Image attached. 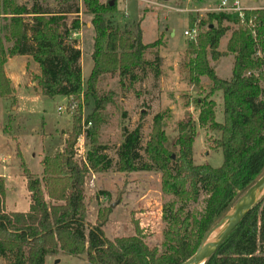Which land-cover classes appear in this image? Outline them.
I'll return each mask as SVG.
<instances>
[{
    "label": "trees",
    "instance_id": "obj_1",
    "mask_svg": "<svg viewBox=\"0 0 264 264\" xmlns=\"http://www.w3.org/2000/svg\"><path fill=\"white\" fill-rule=\"evenodd\" d=\"M56 1L66 5L78 0ZM79 1L90 16L93 30L92 68L84 85L81 52L68 41L71 33L79 30V22H73L67 30L61 24L62 13L78 14V8L70 6L65 12L53 13L36 3L31 7L12 0L0 3V14L6 21L0 38V99L14 101V89L4 67L8 58L24 56L39 69L36 85L41 95L77 101L83 96L86 104L90 98L94 104L86 122L91 124L93 133L87 131L85 137L90 139L85 162L74 159V145L81 134L77 115L73 116L72 131L64 148L41 160L39 177L28 169L17 151L29 194L26 212L6 211V186L0 177V259L6 264H45L46 257L65 254L84 255L87 264H182L264 173V9L245 10L243 24L233 12H209L194 21L198 34L189 44L181 68L195 88L200 87L203 77L210 87L207 96L196 101L200 106L197 124L187 121L178 126L173 150L167 147L164 131L167 111L153 116L145 142L141 126L124 130L115 152L116 171H157L162 194L172 198L162 205V242L150 247L138 220L132 221L134 235L112 241L103 232L108 211L98 212L95 224H88L84 183L88 172L106 171L112 166V159L104 153L106 147L96 138L99 116L112 99L110 93L99 95L98 85L106 78H117L123 89L126 81L139 82L146 73L158 79L161 71L157 49L162 37L144 44L141 18L133 31L113 28L115 0L112 5L111 0ZM228 32L225 50L219 51L220 40ZM4 42L11 43L10 47L6 48ZM147 52L154 55L152 60L144 57ZM229 55L233 58L231 75L222 79L210 62L217 63ZM216 92L222 95V123L215 120L211 95ZM197 127L218 133L214 146L222 152L220 167L194 163ZM201 197L203 209L191 210ZM203 264H264V199Z\"/></svg>",
    "mask_w": 264,
    "mask_h": 264
},
{
    "label": "rangeland",
    "instance_id": "obj_2",
    "mask_svg": "<svg viewBox=\"0 0 264 264\" xmlns=\"http://www.w3.org/2000/svg\"><path fill=\"white\" fill-rule=\"evenodd\" d=\"M12 1L26 7H31L36 3L53 13L65 12L70 6L78 8V14L62 13L61 24L64 25L62 29L67 30L73 22H79V30L71 33L68 41L81 52L80 66L84 85L92 68L90 53L93 30L90 25L87 27L90 16L85 13L81 1L66 5L59 4L56 0ZM126 1L115 0L116 12L111 17L112 27H117L120 31H133L135 24L141 18L143 21L140 27L144 44L151 43L161 36L162 43L157 49L161 74L155 80L150 73H146L141 75L142 80L139 82L126 81L123 89H120L117 78H106L98 85V94L109 95L108 93H110L112 99L99 116L100 127L96 132L98 143L106 147L104 153L112 159V166L106 171L87 173L84 183V204L87 210L86 221L90 225L95 224L98 212L108 211L107 222L103 227V232L108 240L134 235L135 229L132 221L138 220L140 227L145 232L144 241L152 247L159 246L162 242V232L165 229V224L161 219L162 205L172 198L162 194L160 173L157 171L117 172L115 167L116 148L122 141L124 130H132L136 126H141V134L143 142H145L150 134L152 118L157 113L167 111L164 131L168 139L169 150H173L172 144L178 136L180 124L187 121L197 124L200 106L196 101H201L207 96L210 86L208 80L203 77L200 79V87L195 88L189 83L186 73L181 68V64L185 60V52L189 44L194 42L184 36L183 31H190L195 27L194 21H198L199 18L211 12V9L219 5L220 0H193L192 2L168 0L166 8L146 4L138 14H132L131 8L134 5L127 4ZM129 1L133 2V0ZM239 1L242 7L264 9V0ZM162 3V0H158V4ZM194 5L198 9L202 8L201 11L195 13V16L183 12ZM25 19L28 22V18ZM167 20L169 30L166 24ZM5 23L6 21L0 14V38L5 33L2 30ZM224 24L233 28L231 24ZM170 31L173 32L172 37H169ZM227 38H229V32L221 38L219 51L225 50ZM4 45L7 48L11 43L4 42ZM144 57L152 60L154 55L147 52ZM10 58H13L10 66L24 70V75L20 77L21 90L20 92L18 90L19 94L16 95L18 106L16 101L0 99V149L9 155V158L4 159V164L9 167L6 176L12 177L10 180L23 177L19 168V159L16 156L18 151L22 152L28 169L39 177L42 170L40 158L42 160L45 156H52L64 148V142L72 131L74 115L80 117V133L82 134L84 123L87 122V117L91 114L94 104L91 98L86 104L83 96L77 101L60 96L41 95L36 85V77L39 75L37 65L29 57L13 56ZM232 61L233 58L229 55L221 58L217 63L210 62V64L215 66L218 77L229 79ZM24 90L27 93H24ZM33 93L34 95H32ZM211 99L215 102V120L222 123V95L220 92H216L211 95ZM88 129L84 130L85 137L87 131L90 135L93 133L92 128ZM218 136L216 132L196 128L193 143L195 164H206L213 168L221 166L222 152L214 146V140ZM76 143L77 140L75 145ZM80 143H83L85 153H87L90 139L84 138ZM17 147L18 149H16ZM74 159L78 163H83L81 158L74 156ZM2 164H0V171L3 168L2 172L5 177V167ZM9 184L7 185L8 208L12 207V203H15L19 210L25 209L29 199L22 197L21 189H18L15 194H11V188L17 186L16 184L12 185L11 181ZM203 206L204 197H201L198 203L191 206V210L201 211ZM0 264L6 263L0 259ZM46 264H87V262L84 255L76 257L58 254L52 259L48 258Z\"/></svg>",
    "mask_w": 264,
    "mask_h": 264
},
{
    "label": "water",
    "instance_id": "obj_3",
    "mask_svg": "<svg viewBox=\"0 0 264 264\" xmlns=\"http://www.w3.org/2000/svg\"><path fill=\"white\" fill-rule=\"evenodd\" d=\"M112 5V3L110 2ZM264 199V173L246 190L237 204L205 236L196 253L182 264H203L242 218Z\"/></svg>",
    "mask_w": 264,
    "mask_h": 264
},
{
    "label": "crops",
    "instance_id": "obj_4",
    "mask_svg": "<svg viewBox=\"0 0 264 264\" xmlns=\"http://www.w3.org/2000/svg\"><path fill=\"white\" fill-rule=\"evenodd\" d=\"M128 1V2H127ZM126 1V3L128 4V3H132L133 5H134V9L133 8H131V10H132V14H138L139 13V11L141 10V9H143L144 8V6H146V4H148V5H155V6H159V7H162V8H166V4L168 3V0H162V4H158V0H133V2H130L129 0H127ZM140 4V5H139ZM140 6V7H139ZM216 7V6H215ZM244 9H246V10H252V9H256V8H249V7H243ZM201 11L202 10V8L201 9H198L195 5L194 6H192V7H189V9H187V11L186 10H183V12H188V14H192V16H195V13H197V11ZM179 11H182V10H179ZM198 16H200V15H198ZM142 21H143V19H141V22H140V25H141V23H142ZM160 24V23H159ZM166 24L168 25V30H169V24H168V20L166 21ZM194 25V24H193ZM87 27H89V24L87 25ZM141 28V27H140ZM184 31H186V30H184ZM183 31V32H184ZM72 35H74V34H72ZM173 36V32L172 31H170V34H169V37H172ZM227 40H228V38H227ZM227 40H226V42H227ZM167 43H168V41H167ZM22 57H24V56H22ZM12 59L13 58H8V60H7V63H6V65H5V67H4V72H5V75H6V77L10 80V82H11V84H12V87H13V89H14V101H16V104H17V99H16V95L17 94H19V92H20V88H21V83H20V77H22L23 75H24V70H20L18 67H16V66H10V62L12 61ZM17 68V69H16ZM19 74V75H18ZM18 90H19V92H18ZM24 93H27V92H25V90H24ZM28 94H30V93H28ZM32 95H34V93L32 94ZM36 95V94H35ZM17 106H18V104H17ZM13 109V108H12ZM16 111H17V108H16ZM14 121H15V119H13ZM16 138H18L17 136H16ZM16 138H14V139H16ZM16 143H18V142H16ZM16 149H18V147L16 148ZM17 153V152H16ZM21 153V155H22V158H23V160L25 159L24 158V156H23V154H22V152H20ZM0 157H1V161H0V164H2V165H4V167H5V177H4V175H3V168H1V171H0V177H3L4 178V181H5V186H6V192H5V208H6V211H8V212H26L27 210H28V208H29V200L27 201V204H26V207H25V209H22V210H19L18 208V206H16V204L15 203H12V207H10V208H8V205H7V190H8V186L7 185H10L9 184V182L11 181L12 182V185L13 184H16V186L17 187H12L11 188V194H15L16 193V191L18 190V189H21L22 190V197H26V198H28L29 199V194H28V192H27V190H26V186H25V179H24V177H18L17 178V180H10V178H12V177H10V178H8L7 176H6V173H8L9 172V167L7 166V165H5L4 164V162H5V158H9V155L8 154H6V153H4L3 151H2V149H0ZM33 157H34V155H33ZM39 162H41V158H40V160H39ZM27 166V165H26ZM40 174H41V172H40ZM3 175V176H2ZM14 178V177H13ZM10 190V189H9ZM48 258H53V257H46V259H45V264H46V262H47V259Z\"/></svg>",
    "mask_w": 264,
    "mask_h": 264
},
{
    "label": "built area",
    "instance_id": "obj_5",
    "mask_svg": "<svg viewBox=\"0 0 264 264\" xmlns=\"http://www.w3.org/2000/svg\"><path fill=\"white\" fill-rule=\"evenodd\" d=\"M189 2H192L193 0H188ZM246 9H244L241 5H240V1L239 0H220L219 5H217L216 7H214L213 9H211V12H233V13H237L239 18L241 19V23H244V19H243V13ZM248 26L251 27L252 23L251 21H249ZM198 34L197 28L193 27L190 31L186 30L183 32V35L192 39L193 41L195 40L196 36ZM91 124L88 123H84V129L82 131V134H80V136L77 139V143L74 146V156L81 158L83 162L86 161V151H85V147H83V143H80L81 141L84 140L85 136H84V130H87L88 127H90ZM84 136V137H83Z\"/></svg>",
    "mask_w": 264,
    "mask_h": 264
}]
</instances>
